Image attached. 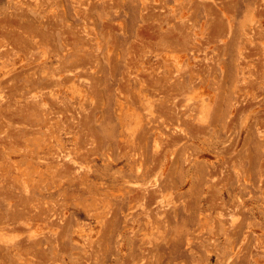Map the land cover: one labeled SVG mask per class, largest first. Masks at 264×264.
I'll use <instances>...</instances> for the list:
<instances>
[{"label":"rangeland","instance_id":"374dc122","mask_svg":"<svg viewBox=\"0 0 264 264\" xmlns=\"http://www.w3.org/2000/svg\"><path fill=\"white\" fill-rule=\"evenodd\" d=\"M0 264H264V0H0Z\"/></svg>","mask_w":264,"mask_h":264},{"label":"bare ground","instance_id":"6f19581e","mask_svg":"<svg viewBox=\"0 0 264 264\" xmlns=\"http://www.w3.org/2000/svg\"><path fill=\"white\" fill-rule=\"evenodd\" d=\"M31 95H32V94H31ZM44 113H45V112H44ZM41 114L43 115V112H41ZM8 155H10V154H8ZM10 156H11V155H10ZM49 157H51V156H49ZM56 157H57V156H56ZM49 159H50V158H49ZM52 159H53V158H52ZM54 160H55V161H60V165L62 164V159H61V160H58V157H57V159L55 158ZM49 161H50V160H49ZM51 161H53V160H51ZM49 164H50V163H49ZM58 164H59V162H58ZM70 165H71V164L68 165L67 163H64V164H62V166L60 167V169L63 170L64 172H72V166H73V165H71V166H70ZM74 165H75V164H74ZM74 168H75V167L73 166V170H74ZM76 168H77V166H76ZM84 175H87V174H84ZM10 201H11V200H9L8 202H10ZM13 201H14V200H13ZM13 201L10 203L9 206H11V207L13 206V207H14V205H13ZM25 213H26V215L29 216V217H28V216L23 215V216H25L26 218L28 217V218L30 219V217H31V219H32V218L34 217V216H33L32 214H30L29 212H28V213L25 212ZM25 217H24L23 219H25ZM20 218H21V216L19 217V219H20ZM28 218H27V220H29ZM34 218H35V217H34ZM35 219H36V218H35ZM25 220H26V219H25ZM32 220H33V219H32ZM32 220H31V222H32ZM29 221H30V220H29ZM33 221H34V220H33ZM16 222H17V221H16ZM31 222H30V223H31ZM17 223H18V222H17ZM19 224H20V223H19ZM33 224H35V222H34ZM33 224H32V225H33ZM17 225H18V224H17ZM21 225H22V224H21ZM21 225H20V226H21ZM9 226H11V225H9ZM15 226H16V224L14 225V227H13V225H12L11 227L15 228ZM20 226H17V227H20ZM22 226H24V225H22ZM11 227H9V229H10ZM25 227H26V226H25ZM13 228H12V229H13ZM5 229H6V228H5ZM7 229H8V228H7ZM7 229H6V230H7ZM12 229H11V230H12ZM19 229H21V227H20ZM23 229H24V228H23ZM11 230H9V231H11ZM13 230H17V229L15 228V229H13ZM20 231H21V230H20ZM24 231H26V230H24ZM23 235H24V234H23Z\"/></svg>","mask_w":264,"mask_h":264}]
</instances>
